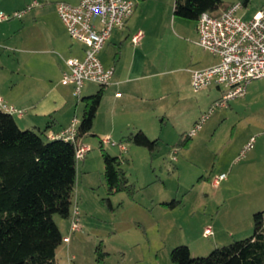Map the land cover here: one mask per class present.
<instances>
[{
    "label": "crops",
    "instance_id": "obj_1",
    "mask_svg": "<svg viewBox=\"0 0 264 264\" xmlns=\"http://www.w3.org/2000/svg\"><path fill=\"white\" fill-rule=\"evenodd\" d=\"M40 1V6L26 14V19L18 25L22 33L20 39L6 42L15 47L13 52H17L13 59L9 57L12 65L3 64L0 46V98L25 111L22 117L13 116L21 129L44 131L49 137L58 135L73 119L81 122L82 98L95 94L102 87L86 83L78 97L72 85L61 82L65 61L83 59L85 47L70 39L57 13L56 3L64 1L77 5L81 0ZM134 1L133 16L124 29L113 31L100 53L103 66L114 69V75L103 88L90 136L98 137L102 142L112 137L121 140L130 133L142 131L149 138H161L174 147L168 137H186L201 117V111L196 107L185 108L192 88L190 70L212 67L219 59L198 44L197 20L176 16L175 0ZM222 1V7L213 14L219 15L234 5ZM5 23L0 24V42L1 36H8L5 35ZM139 32L142 37L135 44L132 38ZM249 86L247 97L253 93ZM252 133L241 136L233 148L235 165L229 169L226 179L218 186L214 185L215 178L226 174L224 170L228 167L215 174L212 182L223 206L237 207L236 211H230L229 223L238 235L251 232L254 214L264 211V130ZM86 137L82 140L84 144ZM251 138H255L253 149L238 160ZM89 165L90 159L86 157L84 171Z\"/></svg>",
    "mask_w": 264,
    "mask_h": 264
},
{
    "label": "rangeland",
    "instance_id": "obj_2",
    "mask_svg": "<svg viewBox=\"0 0 264 264\" xmlns=\"http://www.w3.org/2000/svg\"><path fill=\"white\" fill-rule=\"evenodd\" d=\"M34 1L0 0V12L13 15L27 9ZM156 1L174 0L143 2ZM262 8L264 0H250L238 15L250 20ZM26 14L22 19L5 21L8 36H1L0 42L3 64H13L9 57L13 59L17 52L6 42L20 39L22 33L18 25L26 19ZM249 87L253 89L252 94L234 98L225 107L217 106L198 134L185 144L180 145L179 135L169 136L168 142L175 148L159 138V147L152 153L125 138L112 137V142H121L126 147L123 152L119 145L104 148L98 137L88 135L85 143L92 147L87 155L90 165L84 171L83 161L77 164L72 205V211L75 208L80 211L81 229L71 232V217L54 216L63 236L56 261L61 264H173L171 251L177 246H188L195 257H206L218 247L249 238L253 230L238 235L235 228L230 227V211H236L237 207L223 206L212 185L215 174L221 169L228 167L224 172L226 177L229 175L235 162L232 161L233 148L240 137L264 130V81H253ZM227 90L213 86L196 92L191 88L185 108L196 107L202 116ZM102 150L123 159L121 169L133 187L132 192L107 194ZM235 169L237 172L238 166ZM207 228L213 235L204 236Z\"/></svg>",
    "mask_w": 264,
    "mask_h": 264
},
{
    "label": "trees",
    "instance_id": "obj_3",
    "mask_svg": "<svg viewBox=\"0 0 264 264\" xmlns=\"http://www.w3.org/2000/svg\"><path fill=\"white\" fill-rule=\"evenodd\" d=\"M249 2L241 3L247 7ZM174 5L176 16L198 20L204 12L218 11L223 1L175 0ZM102 97L103 88L82 98L84 111L78 131L82 140L92 133ZM125 139L152 153L159 147V139L151 140L142 131L130 133ZM188 139L182 138L180 145ZM102 151L107 194L132 192L121 169L123 159ZM77 164L73 143L50 139L44 131L21 129L13 115L0 110V264H61L56 261V253L63 236L54 216L68 219L71 215ZM253 223L249 238L218 247L206 257H195L188 246H177L171 251V261L264 264V211L254 214ZM99 256L103 258L102 253Z\"/></svg>",
    "mask_w": 264,
    "mask_h": 264
},
{
    "label": "built area",
    "instance_id": "obj_4",
    "mask_svg": "<svg viewBox=\"0 0 264 264\" xmlns=\"http://www.w3.org/2000/svg\"><path fill=\"white\" fill-rule=\"evenodd\" d=\"M40 5L34 1L27 9L6 15L0 12V23L11 18L22 19L32 7ZM136 8L134 0H81L72 5L61 1L56 3L57 13L64 24L70 39L74 43L85 47L83 59L70 58L65 61L66 69L62 74V84L72 85L75 94L80 97L86 83H93L102 88L109 85L114 69H106L100 53L112 36L114 30H122L133 16ZM243 8L242 3L234 4L221 14L210 12L202 13L197 22L198 44L206 51L218 57L219 63L206 69H192L191 86L198 92L211 87H226L222 98L214 104L208 113L203 114L188 133V137H195L204 123L211 116L217 106L225 107L234 98L244 97L249 84L256 80L264 81V8L260 9L252 19L244 20L238 15ZM142 33L135 35L132 40L137 44ZM0 110L10 114L24 116L25 111L8 105L0 98ZM80 122L73 119L71 124L58 135L49 136L50 139H63L76 147V160L84 161L91 146L82 142L78 137ZM103 145H119L124 152L123 144L112 142L110 138L102 141ZM255 138L242 149L238 160H242L253 149ZM226 178L219 175L214 185ZM71 232L81 229L80 211L78 208L71 211ZM213 235L210 228L204 236Z\"/></svg>",
    "mask_w": 264,
    "mask_h": 264
}]
</instances>
